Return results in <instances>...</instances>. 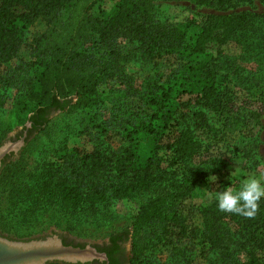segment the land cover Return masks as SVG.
Segmentation results:
<instances>
[{
  "label": "trees",
  "instance_id": "obj_1",
  "mask_svg": "<svg viewBox=\"0 0 264 264\" xmlns=\"http://www.w3.org/2000/svg\"><path fill=\"white\" fill-rule=\"evenodd\" d=\"M100 1L0 0L2 62L16 59L26 42L25 31L15 27L17 22L45 18L48 24L41 36L44 43L29 53V64L36 66L37 73L29 76L22 70L15 80L21 94L18 111L26 112L24 117L13 112L10 129L26 128L30 121L29 135L43 133L54 112L71 114L109 100L116 83L124 80L127 65L138 58L155 61L187 53L205 58V63L149 84L142 95L144 108L115 111L114 127L122 145L98 142L89 149L61 150L53 153L33 182H13L14 211L24 207L25 213L33 214L57 206L76 218L92 220L120 200L147 194L131 223L110 234L109 244L97 247L107 252L109 262L104 264H148L157 251L173 243L213 251L224 264H264V198L255 218L221 212L215 198L206 206L193 203L197 183L207 180V174L195 166L204 147L202 137L220 125L221 118L209 113L223 117L238 111L215 60L259 15L247 7L264 5V0H117L112 13ZM156 1L213 8L162 21L154 15ZM258 53L264 55V45ZM146 139L152 148L144 156ZM259 141L256 132L239 150L254 161ZM9 159L3 161V173L18 166V161L6 163ZM230 185L241 186L238 181ZM152 232L151 243L141 242ZM128 239L131 250L121 262L115 252Z\"/></svg>",
  "mask_w": 264,
  "mask_h": 264
},
{
  "label": "rangeland",
  "instance_id": "obj_2",
  "mask_svg": "<svg viewBox=\"0 0 264 264\" xmlns=\"http://www.w3.org/2000/svg\"><path fill=\"white\" fill-rule=\"evenodd\" d=\"M99 4L112 13L117 0H101ZM155 5L154 15L162 21L186 16L191 12L212 11L213 8L198 7L189 2L156 1ZM247 9L259 15L225 46L223 55L215 60L216 68L223 73L241 114L238 111L226 112L223 117H218L213 112L209 113L214 119H221L216 132L203 135V151L195 161L198 170L207 174V180L199 181L195 187L193 203L198 206L210 204L218 191L231 186L234 181L242 184L250 176L264 179V55L258 53L264 45V5L255 3ZM47 26L45 18L31 23L17 22L15 27L25 31L26 42L16 59L0 61V144L6 140L17 141L27 132L23 147L17 154L9 155L11 159L6 162L18 161V166L6 173L2 171L5 165L0 168V178L4 175L0 181V233L19 240L57 234L84 246L104 245L110 234L131 223L137 207L147 200V194L120 200L104 208L105 214L102 217L85 220L76 218L73 213L57 206L39 209L33 214L25 213L24 207L14 211L17 199L12 192V183L25 185L33 182L35 175L53 157V153L57 155L61 150L71 152L77 148L89 149L98 142L112 147L122 145L114 127V114L123 107L144 108L142 95L149 84L162 82L172 74L190 72L193 68L202 66L206 59L187 53L164 55L155 61L138 58L127 65L124 80L116 83L109 100L92 109L77 110L71 114L54 112L53 122L43 133L34 132L29 135L28 127L25 128L24 125L10 129L14 121L13 112L17 111L21 117L26 112L18 111L17 103L21 94L15 80L22 75V70L30 72L29 76L37 73L36 66L29 64L32 63L29 53L34 46L44 43L41 36ZM256 132L260 136L259 152L256 160L251 161L239 148L248 146L252 134L255 137ZM151 148V141L146 139L143 155L149 154ZM154 237V232L145 234L141 242L151 243ZM120 243L125 259L131 250V240ZM173 244L165 247V250L157 251L148 264H224L218 254L208 249L189 250L180 246L181 243L173 248ZM61 263L65 262L54 261L47 264Z\"/></svg>",
  "mask_w": 264,
  "mask_h": 264
},
{
  "label": "water",
  "instance_id": "obj_3",
  "mask_svg": "<svg viewBox=\"0 0 264 264\" xmlns=\"http://www.w3.org/2000/svg\"><path fill=\"white\" fill-rule=\"evenodd\" d=\"M29 128L31 122H27ZM27 132L17 141L6 140L0 144V168L11 154H17L25 144ZM108 261L106 252L94 245L75 246L65 244L57 234L29 240L12 239L0 233V264H47L54 261L65 263H91Z\"/></svg>",
  "mask_w": 264,
  "mask_h": 264
},
{
  "label": "clouds",
  "instance_id": "obj_4",
  "mask_svg": "<svg viewBox=\"0 0 264 264\" xmlns=\"http://www.w3.org/2000/svg\"><path fill=\"white\" fill-rule=\"evenodd\" d=\"M262 198H264V179L256 176L245 179L239 189L227 186L215 195L219 211L234 213L245 218H255Z\"/></svg>",
  "mask_w": 264,
  "mask_h": 264
},
{
  "label": "flooded vegetation",
  "instance_id": "obj_5",
  "mask_svg": "<svg viewBox=\"0 0 264 264\" xmlns=\"http://www.w3.org/2000/svg\"><path fill=\"white\" fill-rule=\"evenodd\" d=\"M61 237V239H62V241L65 243V244H68V245H75V246H84V244H79V243H77V242H75V241H71V240H69V239H67L66 237H64V236H60ZM106 244H109V240L107 241V243H105L104 245H106ZM104 245H100V246H104ZM96 248L98 247V246H95ZM98 249V248H97ZM102 252H105V251H102ZM107 253V252H106ZM115 256L118 258V260H120L121 262L124 260V250L122 249V247L120 246L117 250H116V252H115ZM96 262H98V264H104V263H108L109 262V260L108 261H98V260H96Z\"/></svg>",
  "mask_w": 264,
  "mask_h": 264
}]
</instances>
